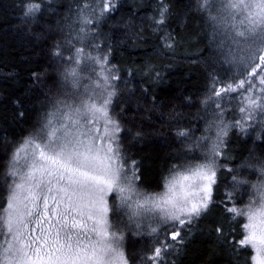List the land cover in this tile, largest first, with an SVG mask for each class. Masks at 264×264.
<instances>
[{
	"label": "snow or ice",
	"instance_id": "1",
	"mask_svg": "<svg viewBox=\"0 0 264 264\" xmlns=\"http://www.w3.org/2000/svg\"><path fill=\"white\" fill-rule=\"evenodd\" d=\"M16 6L18 27L44 44L52 71L32 75L29 91L43 98L31 129L0 145V264H178L172 257L202 220L222 248H250V264H264V0H157L140 22L131 9L117 18L120 0H72L43 25L51 0ZM193 18L196 42L207 39L194 61L206 73L201 98L158 103L165 58ZM145 20L158 59L125 75L115 51L146 40ZM153 135L170 151L162 191L147 192L143 160L129 148ZM130 237L144 241L131 254Z\"/></svg>",
	"mask_w": 264,
	"mask_h": 264
},
{
	"label": "trees",
	"instance_id": "2",
	"mask_svg": "<svg viewBox=\"0 0 264 264\" xmlns=\"http://www.w3.org/2000/svg\"><path fill=\"white\" fill-rule=\"evenodd\" d=\"M17 3L18 0H0V73L3 76L8 73L15 74L10 79L0 76V101H2L0 102V145L5 140L19 142L31 129L36 118V111L33 108L39 110V103L43 98L40 92L29 91L34 86L32 75L40 73L43 76L44 73L52 71L48 68L44 44L35 39L34 32L29 33L27 28L18 27L20 21L17 19L19 15ZM51 3L52 9L57 10L58 16H51L52 9H45L43 19L40 21L42 25L49 19L55 22L58 17H63L68 6L72 5V0H51ZM120 3L122 7L121 11L116 13L117 18L120 16H124L125 19L129 18V9H131L133 14L138 13L136 21L140 22L142 17L153 15L157 0H120ZM61 4L64 8H58ZM111 23L112 21L108 22V24ZM144 25L148 28L144 32L146 40L135 43L126 40L125 45L118 46L115 51L112 63L120 65L125 75L131 66L143 64L148 59H158L153 56L155 36L146 20ZM107 27L106 25L105 30ZM184 31L187 37L184 45L177 48L175 56L165 58V63H170L172 67L167 71L164 81L154 86L158 103L168 100L177 102L173 99L176 97L192 96L196 100L201 98L206 84V73L204 66L194 61L198 59L195 53L205 47L207 39L201 40L200 43L196 42L203 36L201 22L196 18L188 22V27ZM119 35L123 39V34ZM134 48L136 50H133ZM207 55L208 53H205V56ZM42 91H47V87H44ZM18 98L23 101V108H18L13 103ZM22 110L25 111V115L21 119L18 113ZM192 111L195 112L196 109ZM203 126L201 122L200 127L203 128ZM155 127L159 129V124L157 123ZM145 131L152 132V128L146 127ZM161 131L164 130L161 129ZM128 139L130 140L131 137ZM169 151L170 149L156 135L151 136L147 143L136 142L133 147L129 148L133 159L143 160L144 183L140 185L142 189L147 192L162 191V185L160 188L156 185L167 168ZM3 173L4 169L0 168V199L6 195ZM248 178L253 181L256 179L255 176ZM248 199L246 195L240 206L247 203ZM243 222L241 218L240 223ZM207 225V220L200 221L188 237L187 247L172 259H176L178 264H250V248L247 250L222 248L216 236L209 234ZM239 238L240 235L237 234L236 239ZM143 243L144 241H135L130 237L127 241L128 253L131 254L134 250H138Z\"/></svg>",
	"mask_w": 264,
	"mask_h": 264
}]
</instances>
